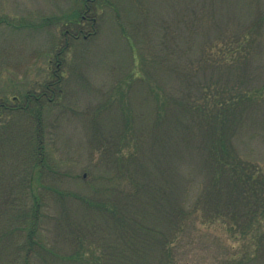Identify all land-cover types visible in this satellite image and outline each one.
Returning <instances> with one entry per match:
<instances>
[{
	"label": "rangeland",
	"instance_id": "1",
	"mask_svg": "<svg viewBox=\"0 0 264 264\" xmlns=\"http://www.w3.org/2000/svg\"><path fill=\"white\" fill-rule=\"evenodd\" d=\"M0 104V264L35 209L37 264L112 260L135 221L168 229L162 188L219 184L212 152L264 168V0H0ZM250 223L192 220L177 264H264Z\"/></svg>",
	"mask_w": 264,
	"mask_h": 264
},
{
	"label": "trees",
	"instance_id": "2",
	"mask_svg": "<svg viewBox=\"0 0 264 264\" xmlns=\"http://www.w3.org/2000/svg\"><path fill=\"white\" fill-rule=\"evenodd\" d=\"M58 83L59 81L56 80L48 84L47 88H53L52 85ZM33 96L35 100H32ZM25 101L28 105L35 101L36 114L38 115V108L42 105L40 97L30 95ZM1 106L2 104H0V108ZM235 153L234 151H230L229 148L224 149L223 153L220 150L212 152L214 156V158L212 157L214 159L212 160L213 167L215 163L221 170L220 182L218 185H214L212 189H204L203 193L201 192L198 199L192 205H184L191 197V193H187V198L184 200H176L167 188H162L159 203H162L161 213L163 218L160 221L167 223L165 226L168 229L159 228L153 223V220L152 223L147 220L146 223L135 221L136 224L132 225L130 230H125V233H127L125 234L126 237L124 238L125 235L122 236L121 242L124 247H121V254L112 256V260H107L104 253V256L101 257L102 260L106 258L105 261L97 263L177 264L173 253V242L179 238V234L185 230L192 220H200L202 223L218 220L219 223H225L228 230L236 236L237 233L245 232L250 227V222L256 217H260V220L264 218V168L238 158L237 153ZM39 163L40 161L36 159L34 166L37 167L42 164ZM42 172L43 169L41 167L40 173L42 174ZM222 177L228 180L224 184H222ZM212 190H215V192L212 193ZM209 192H211V197L206 199ZM223 194H226L227 198H229L224 206L221 204ZM209 203L212 204L211 207L207 208L204 206V204L208 205ZM150 208V206L143 205L142 212L145 213L146 219ZM38 212V209L34 210L33 219L25 221L28 224L22 223L3 230V237L6 239L5 247L10 250L12 255L18 254V257H20L22 254L23 257L19 259V263L21 264H37L38 261L31 254L38 247H42L40 216L37 215L40 212ZM169 227L173 228V232H168ZM123 233L124 231H122ZM263 239L264 231L258 237L257 251L260 255L264 254ZM91 244L92 242L90 241L89 245ZM21 251L25 252L19 253ZM141 252L144 255H139ZM155 252L156 254H152ZM153 258H155L154 262H148ZM40 261L42 262V260Z\"/></svg>",
	"mask_w": 264,
	"mask_h": 264
}]
</instances>
